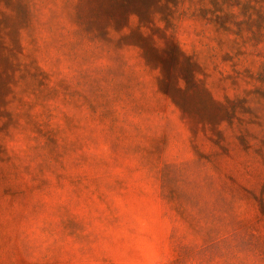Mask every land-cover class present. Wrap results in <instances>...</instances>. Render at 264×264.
I'll return each instance as SVG.
<instances>
[{
    "label": "rangeland",
    "instance_id": "rangeland-1",
    "mask_svg": "<svg viewBox=\"0 0 264 264\" xmlns=\"http://www.w3.org/2000/svg\"><path fill=\"white\" fill-rule=\"evenodd\" d=\"M0 264H264V0H0Z\"/></svg>",
    "mask_w": 264,
    "mask_h": 264
}]
</instances>
